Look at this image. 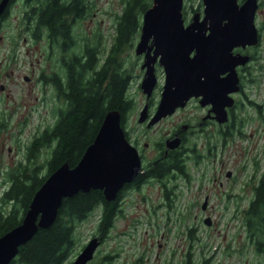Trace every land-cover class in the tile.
<instances>
[{"label": "rangeland", "instance_id": "obj_1", "mask_svg": "<svg viewBox=\"0 0 264 264\" xmlns=\"http://www.w3.org/2000/svg\"><path fill=\"white\" fill-rule=\"evenodd\" d=\"M92 1L95 15L93 16L90 12L84 31L88 37L95 31H99L102 44L110 45L115 31L113 15L115 12H120L122 0ZM259 1L256 19L261 27L262 40L257 48V58L254 63H251L255 70L254 75L258 78V84L253 88L250 87L248 91L250 98L260 106V109L256 105L245 104L243 109L238 111L237 118H244L242 127L239 126L244 133L243 136L235 131L228 136L225 144H223L224 141L221 143V140H217L219 137L214 136L210 139L212 146L213 143L216 144L212 148V153L208 157L200 158L199 162H195L193 152L187 148L195 145L202 149V154L208 153L209 150L202 145L207 143L205 140L207 137L205 134L198 135L197 132L190 133L189 140L185 143L187 150L184 151L185 157L189 156L185 161L189 180L183 174H176L165 180L166 185L150 181L139 190L127 192L124 204L118 215H115L109 237L97 247L87 264H95L98 256L108 252L117 253L118 258L114 260V263L119 260L125 261L126 264L131 262L167 264L168 261L175 264L189 248L187 236L189 226L195 227L194 233L197 237L192 245L194 253L206 255L212 264H259L261 261L262 256L256 252L255 245L249 240L240 214L253 196L252 186L255 180L250 175L255 174L258 177L264 165V119L262 118L264 115V0ZM203 6L202 0H183L184 23L191 20L195 11H199L202 15ZM138 16L141 22L142 12ZM78 28L80 29V26ZM139 34L140 28L133 37L131 46L126 47L122 52L124 64L130 71L129 93L133 99V107L125 117L124 129L132 136L140 134L144 140L154 144L180 118H190L196 115L198 110L192 102L173 116L161 119L149 127L137 121L139 111L146 100L140 87L144 73L141 68L143 55L136 54L134 51ZM156 64L158 80L152 92L154 98L159 95L164 82L163 68L161 64ZM17 69L21 72H30L26 65ZM21 84L25 87L26 100L34 105L37 103L36 109L26 117V141L29 131H33L37 126L41 129L53 117L49 105L44 107L50 103V99L40 106V101L33 96L37 94L36 91L27 94L26 88L30 83L20 82ZM18 92L20 91L17 88L12 89L14 97L19 96ZM206 130L211 132L215 130V127H208ZM147 151H152V147L149 146ZM42 153H44L43 149ZM4 154H6V148ZM227 170L232 171V178L226 177ZM44 172L45 170L42 173ZM2 179L0 177V194L7 183L3 185ZM219 180H223L222 185L219 184ZM165 188L168 197L165 194ZM206 193L209 197V205L202 209L201 203ZM225 199L228 200L227 208L222 206ZM205 212L211 217H214V212L221 213L218 218L220 222L206 224L203 219ZM98 215L97 208L87 218L76 224L75 249L63 264H71L82 246L96 232ZM139 258L143 259L142 263H137Z\"/></svg>", "mask_w": 264, "mask_h": 264}, {"label": "trees", "instance_id": "obj_2", "mask_svg": "<svg viewBox=\"0 0 264 264\" xmlns=\"http://www.w3.org/2000/svg\"><path fill=\"white\" fill-rule=\"evenodd\" d=\"M150 3L151 0H122L120 12L113 15L115 31L112 41L106 45L102 44L99 31L82 41L75 39L71 28L73 19L70 26L64 15L72 14L73 18L80 15L79 0L68 4L48 0L39 20L49 28L52 38L59 35L64 38L63 45L55 51L61 68L50 76H53L58 102L52 120L38 128L33 140L26 145V162L1 180L3 185L7 183L0 194V235L20 223L34 192L48 174L63 162L72 166L79 160L93 140L106 111L119 110L124 127L133 99L129 93L130 71L124 64L122 52L131 46L141 25L138 15ZM230 129L236 131L234 125ZM192 152H196L194 145ZM185 161L184 153L172 151L162 155L146 174L158 177L163 185H166L165 179L175 173L183 174L189 180ZM143 177L146 175H139L137 184ZM121 191L112 200H107L99 188L79 190L64 197L54 221L48 227L38 228L28 241L19 246L8 264H63L75 249L76 224L97 208L99 215L93 235L103 233L109 237L115 215L121 208L117 204ZM253 191L252 198L240 214L249 240L262 256L259 264H264V165ZM165 194L168 197L166 188ZM194 230V226L187 228L189 248L175 264H212L206 255L194 253L192 245L197 238ZM104 255L98 256L95 264H110L112 253Z\"/></svg>", "mask_w": 264, "mask_h": 264}, {"label": "water", "instance_id": "obj_3", "mask_svg": "<svg viewBox=\"0 0 264 264\" xmlns=\"http://www.w3.org/2000/svg\"><path fill=\"white\" fill-rule=\"evenodd\" d=\"M6 1H0V11ZM202 2V15L195 11L188 23H184L182 16L183 0H152L142 13L134 51L143 55L141 68L144 73L140 87L146 98L152 94L157 82V61L165 72L160 99L147 126L172 113L176 106L184 105L190 96L200 94L214 103L218 121L227 119L225 106L233 103L228 92L238 89L235 66L248 59V55L232 53L231 50L236 45L257 41L254 22L257 0ZM221 72H226L225 76L219 77ZM203 74L206 80L200 79ZM209 80L214 83L211 90ZM147 114L148 105L145 103L137 120L143 122ZM120 119L119 110L106 111L93 140L79 160L72 166L63 162L48 174L34 192L20 223L0 235V264H8L19 246L38 228L48 227L54 221L64 197L79 190L99 188L107 200H112L124 183L136 176L140 170V157L126 137ZM179 143V137L167 138L166 147L174 148ZM204 222L211 224L209 216ZM99 242L98 236L93 235L71 264H87Z\"/></svg>", "mask_w": 264, "mask_h": 264}, {"label": "flooded vegetation", "instance_id": "obj_4", "mask_svg": "<svg viewBox=\"0 0 264 264\" xmlns=\"http://www.w3.org/2000/svg\"><path fill=\"white\" fill-rule=\"evenodd\" d=\"M59 1L68 4L72 0ZM237 2L242 3L243 0H237ZM47 3L48 0H7L6 4L0 11V177L2 178L8 177L12 171H15V169H18L26 162V145L33 140L35 134L40 129V127L37 126V128H34L33 131H29L27 137L28 139L25 141V126L27 124L26 117L36 109L35 107L37 106V103L34 105L31 101L26 100L25 87H23L22 84L21 86L20 82L30 83L26 88L27 94L31 91H36L37 94H34L33 96L36 100L40 101V106L50 99V103L46 104L44 107H48L49 105L52 115L55 104L58 102L56 98V87L52 80L53 76L51 78L50 76L56 72V70L59 71L61 68L55 51L60 47L59 45H63L62 42L64 38L61 35H59L58 38H52L49 35V28L43 25L39 20V15L41 11L45 9ZM259 5L260 1L257 0V8L254 17L257 29V41L253 44L236 45L231 50L232 53L248 55V59L244 64H237L235 66L238 75V89L228 92V95L233 98V103L229 106H225L227 115V119L225 121L220 122L216 119L214 103L211 100L205 99L200 94L190 96L184 105L176 106L172 113L161 118L165 119L173 116L178 113V111L186 108L192 102L194 103V107L198 110L197 114L191 116L190 118H180V120L175 122L171 129L166 132L165 135L160 137L154 144L144 140L140 137V134L132 136L126 129H124L126 137L138 151L140 157V170L130 182L124 183L123 187L119 190H122L117 199V204L120 205V207L124 204V197L127 192L139 190L144 184H147L150 181L163 184L158 177L149 176L146 173L151 170V165L156 164L162 155H167L169 152L176 150L179 152L181 151L182 155L187 149L192 151V147L187 149L185 147V143L189 140L190 133L197 132L198 135L205 134V137H207L205 138L207 143H203L202 145L206 146V149L209 150L208 153L202 154V149L194 145L196 150V159H194L195 154L193 153V160L195 162H199L200 158L208 157L212 153V148L216 145L213 143L214 145L212 146L210 139L217 136L219 137L217 140H221V143L224 141L223 144H225L228 136L234 133L230 129L231 125H234V127L237 125V127H242L244 118L238 119L237 116L239 114L238 111L241 108L243 109L245 104L256 105L260 109V106L254 103V101L250 98L248 91L250 87L253 88L258 84V78L254 75L255 70H253V65L251 63H254L257 58V48L262 40L260 30L261 27L256 19ZM79 7L81 9L80 15H76L73 18L72 14H66L64 17L67 19V23H70V26L74 22L71 28L74 30L75 39L77 41H82L83 38L87 37V33L84 31V28L88 24V16L90 12L93 16L95 15V12L93 11L94 2L92 0H79ZM79 26L80 29L78 28ZM26 58L28 59L26 60ZM156 63L159 64L158 61ZM24 65H26V68L29 69V73L24 71L21 72L17 69L24 67ZM225 74L226 72H221L219 77L225 76ZM200 79L206 80L207 78L203 74L200 76ZM155 85H157V82ZM14 87L21 92L17 93L19 95L17 97L12 95V89ZM212 87L214 88V83L209 80V90H211ZM160 92L156 98L153 97V94H151L148 98L145 97V103L148 105V114L146 120L140 123H144L147 126V121L157 108V104L160 99ZM10 97L12 99H10ZM262 118L264 119V115ZM208 127H215V130L207 132L206 129ZM241 127L236 131H238L240 136H243L244 133L241 131ZM173 137L180 138L179 145L174 148H167V138ZM149 146L152 147V151L148 152L147 148ZM5 148L6 154H4ZM188 157L186 156L185 158ZM228 171L230 174H228ZM231 173L232 171L227 170L225 173L226 177L232 178ZM140 174H145L146 177H143L142 181L137 184ZM176 174L177 173L174 175L171 174L166 179L170 178V176L173 177ZM260 174L258 177H256L255 174L250 175V177L255 180L253 183L254 185L257 183ZM219 184L222 185L223 180H219ZM254 185L252 186V191ZM208 202L209 197L206 193L203 197L201 208H207V205H209ZM227 203L228 200L225 199L222 206L227 208ZM203 215V219L206 216H209L211 223L220 222L218 218L221 213L217 214L214 212V217H211V215L207 212ZM106 235L103 233L98 235L100 240L99 245L105 241ZM104 254L105 253L102 254L103 257L105 256ZM111 257L112 259H110V264H126L125 261L120 262L119 260L114 263V260L118 258L117 253H112ZM142 262V258L137 259V263ZM130 264H134V262H131Z\"/></svg>", "mask_w": 264, "mask_h": 264}]
</instances>
